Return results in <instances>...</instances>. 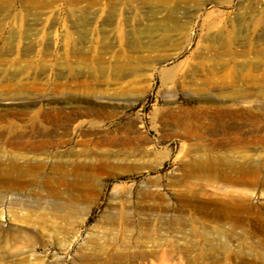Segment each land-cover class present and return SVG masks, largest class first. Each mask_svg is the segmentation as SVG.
<instances>
[{"label":"rangeland","instance_id":"obj_1","mask_svg":"<svg viewBox=\"0 0 264 264\" xmlns=\"http://www.w3.org/2000/svg\"><path fill=\"white\" fill-rule=\"evenodd\" d=\"M0 264H264V0H0Z\"/></svg>","mask_w":264,"mask_h":264},{"label":"bare ground","instance_id":"obj_2","mask_svg":"<svg viewBox=\"0 0 264 264\" xmlns=\"http://www.w3.org/2000/svg\"><path fill=\"white\" fill-rule=\"evenodd\" d=\"M89 125L92 126V127H97V122H90ZM78 127L83 129L84 123H79L76 126V128H78ZM113 140L114 139H112V138L110 139V141H113ZM239 140H241V141H239ZM239 140L237 139V140L233 141L237 147H238V144H240V143H244V142H254L255 139L247 138V137H245V138L242 137ZM40 143L44 145L45 143L46 144L50 143V141L41 140ZM22 144L23 143H21L20 141L19 142L17 141V145H22ZM38 144L39 143H30L28 145H33V147H37ZM194 157H196V159H200V155H195ZM71 162L73 163V162H79V161H78V158H76V159H70V158H68V159H64V160H60L59 161V163H61L63 165L64 164H70ZM60 172H63V173H75L74 170H71L69 168H61L60 169Z\"/></svg>","mask_w":264,"mask_h":264}]
</instances>
